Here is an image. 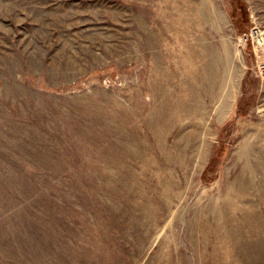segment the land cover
I'll return each instance as SVG.
<instances>
[{
  "label": "rangeland",
  "instance_id": "obj_1",
  "mask_svg": "<svg viewBox=\"0 0 264 264\" xmlns=\"http://www.w3.org/2000/svg\"><path fill=\"white\" fill-rule=\"evenodd\" d=\"M0 264H264V0H0Z\"/></svg>",
  "mask_w": 264,
  "mask_h": 264
},
{
  "label": "bare ground",
  "instance_id": "obj_2",
  "mask_svg": "<svg viewBox=\"0 0 264 264\" xmlns=\"http://www.w3.org/2000/svg\"><path fill=\"white\" fill-rule=\"evenodd\" d=\"M166 2H167V0H166ZM172 2V1H171ZM202 2V1H201ZM204 6V5H203ZM206 9V8H205ZM193 11V10H192ZM205 11V10H204ZM190 12V11H189ZM221 15V14H220ZM220 17V16H219ZM222 18V17H221ZM224 21V20H223ZM188 23H189V20L187 21ZM193 23V22H192ZM196 25V24H195ZM194 27V26H193ZM202 27V26H201ZM200 27V28H201ZM148 31V30H147ZM189 31V30H188ZM201 34V33H200ZM206 38V37H205ZM197 53H198V51H197ZM229 55V54H228ZM227 65V64H226ZM208 70V69H207ZM236 70V69H235ZM193 83H195V81H193ZM198 85V84H197ZM202 87V86H201ZM194 88V87H193ZM203 88V87H202ZM194 91V90H193ZM197 94V93H196ZM255 138V137H254ZM263 140V139H262ZM252 141V140H251ZM252 146H253V144H252ZM251 151V150H250Z\"/></svg>",
  "mask_w": 264,
  "mask_h": 264
},
{
  "label": "trees",
  "instance_id": "obj_3",
  "mask_svg": "<svg viewBox=\"0 0 264 264\" xmlns=\"http://www.w3.org/2000/svg\"><path fill=\"white\" fill-rule=\"evenodd\" d=\"M246 20H247V18H246ZM247 22H248V20H247ZM237 23V22H236ZM239 23H237V25H238ZM246 24V23H245Z\"/></svg>",
  "mask_w": 264,
  "mask_h": 264
}]
</instances>
